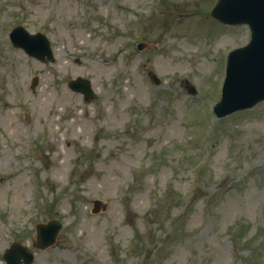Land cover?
<instances>
[{
	"label": "rangeland",
	"instance_id": "1",
	"mask_svg": "<svg viewBox=\"0 0 264 264\" xmlns=\"http://www.w3.org/2000/svg\"><path fill=\"white\" fill-rule=\"evenodd\" d=\"M216 3L0 0V264L13 242L33 264H264V102L213 113L225 57L250 40L213 21ZM18 26L54 61L12 47Z\"/></svg>",
	"mask_w": 264,
	"mask_h": 264
},
{
	"label": "water",
	"instance_id": "2",
	"mask_svg": "<svg viewBox=\"0 0 264 264\" xmlns=\"http://www.w3.org/2000/svg\"><path fill=\"white\" fill-rule=\"evenodd\" d=\"M213 16L227 24L247 23L252 30L249 46L234 52L230 57L223 100L216 108V113L221 117L264 100V0H219ZM12 40L16 46L23 47L41 60L51 58L49 46L41 35L31 37L22 28H17ZM71 87L83 92L87 99L93 95L86 81L77 80ZM100 205V202H95L94 212H99ZM59 230L58 223L38 225L40 247L53 244ZM44 234L45 237L42 236Z\"/></svg>",
	"mask_w": 264,
	"mask_h": 264
}]
</instances>
